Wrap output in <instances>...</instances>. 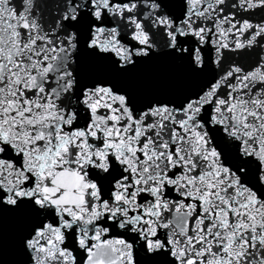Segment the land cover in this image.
I'll list each match as a JSON object with an SVG mask.
<instances>
[{
  "label": "snow or ice",
  "instance_id": "6c2138e0",
  "mask_svg": "<svg viewBox=\"0 0 264 264\" xmlns=\"http://www.w3.org/2000/svg\"><path fill=\"white\" fill-rule=\"evenodd\" d=\"M0 264H264V0H0Z\"/></svg>",
  "mask_w": 264,
  "mask_h": 264
}]
</instances>
